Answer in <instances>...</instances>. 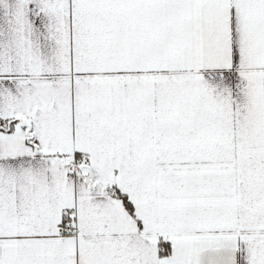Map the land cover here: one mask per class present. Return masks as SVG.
Listing matches in <instances>:
<instances>
[{
    "label": "snow or ice",
    "instance_id": "6c2138e0",
    "mask_svg": "<svg viewBox=\"0 0 264 264\" xmlns=\"http://www.w3.org/2000/svg\"><path fill=\"white\" fill-rule=\"evenodd\" d=\"M0 264H264V0H0Z\"/></svg>",
    "mask_w": 264,
    "mask_h": 264
}]
</instances>
